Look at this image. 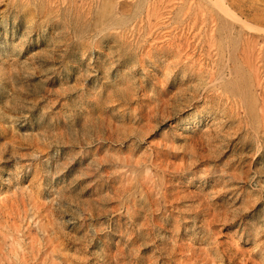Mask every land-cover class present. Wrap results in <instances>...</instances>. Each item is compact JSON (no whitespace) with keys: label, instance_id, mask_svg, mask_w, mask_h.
Returning <instances> with one entry per match:
<instances>
[{"label":"rangeland","instance_id":"1","mask_svg":"<svg viewBox=\"0 0 264 264\" xmlns=\"http://www.w3.org/2000/svg\"><path fill=\"white\" fill-rule=\"evenodd\" d=\"M216 1L0 0V264H264V0Z\"/></svg>","mask_w":264,"mask_h":264},{"label":"bare ground","instance_id":"2","mask_svg":"<svg viewBox=\"0 0 264 264\" xmlns=\"http://www.w3.org/2000/svg\"><path fill=\"white\" fill-rule=\"evenodd\" d=\"M217 4L220 6V8L229 16H231L232 18H236L240 20V17H238L230 8H228L222 1H216ZM243 23H245L243 21Z\"/></svg>","mask_w":264,"mask_h":264}]
</instances>
